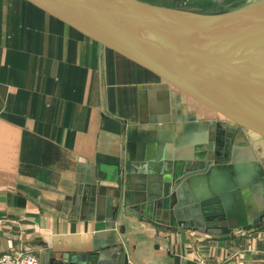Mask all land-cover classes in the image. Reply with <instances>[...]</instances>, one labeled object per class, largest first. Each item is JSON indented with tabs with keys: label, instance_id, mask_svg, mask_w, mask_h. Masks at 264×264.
I'll return each mask as SVG.
<instances>
[{
	"label": "crops",
	"instance_id": "crops-1",
	"mask_svg": "<svg viewBox=\"0 0 264 264\" xmlns=\"http://www.w3.org/2000/svg\"><path fill=\"white\" fill-rule=\"evenodd\" d=\"M220 122L124 57L19 0H0V255L87 264L96 246L115 244L132 264H264V209L254 192L231 233L167 229L140 212L152 174L136 164L199 168L216 132L225 133ZM218 140L221 159L228 150ZM246 140L264 170V146ZM73 192L88 196L75 203ZM96 198L102 215L110 200L114 230L96 232L104 228Z\"/></svg>",
	"mask_w": 264,
	"mask_h": 264
},
{
	"label": "water",
	"instance_id": "water-1",
	"mask_svg": "<svg viewBox=\"0 0 264 264\" xmlns=\"http://www.w3.org/2000/svg\"><path fill=\"white\" fill-rule=\"evenodd\" d=\"M19 1L147 70L221 120L225 133L216 132L211 151L200 156L201 167L183 162L171 166L169 161L136 164L138 171L152 174L149 192L140 194L142 216L167 229L185 226L205 233H231L240 228L237 223L245 215L242 200L251 193L240 191L264 181L262 169L260 178L249 182L254 173L245 165L257 164L244 141L253 139L264 146V47L254 46L264 40V1L222 15H201L141 0ZM234 19L246 22L229 26ZM252 31L256 32L241 33ZM218 138L226 141L228 150L227 156L221 150V159L216 154ZM86 193L73 192L67 199L78 203ZM254 193L264 209V192ZM94 202L96 221L104 222L96 232L114 230L107 229L115 226L110 200L104 215L98 207L101 201ZM120 248L96 246L87 264H132Z\"/></svg>",
	"mask_w": 264,
	"mask_h": 264
},
{
	"label": "rangeland",
	"instance_id": "rangeland-1",
	"mask_svg": "<svg viewBox=\"0 0 264 264\" xmlns=\"http://www.w3.org/2000/svg\"><path fill=\"white\" fill-rule=\"evenodd\" d=\"M264 0H156L159 2L160 6L187 11L192 13H197L201 15H222L229 12L241 10L247 8L256 3H260ZM229 26L231 27H239L243 25L246 21L244 19H234L231 21ZM256 31L252 32H241L245 34H254ZM255 47H264V40L254 44ZM245 141V140H244ZM247 142V141H246ZM245 142V143H246ZM251 160L256 159L253 150H251ZM260 156L264 158V149L259 150ZM264 161V160H263ZM264 164V162H262ZM250 165V171H253V175L250 176L249 182L252 180L251 178H260V171L262 168L260 165H254L252 163H248L245 166ZM255 179V180H256ZM254 180V181H255ZM240 192H264V181L253 183L250 187L245 186Z\"/></svg>",
	"mask_w": 264,
	"mask_h": 264
},
{
	"label": "built area",
	"instance_id": "built-area-1",
	"mask_svg": "<svg viewBox=\"0 0 264 264\" xmlns=\"http://www.w3.org/2000/svg\"><path fill=\"white\" fill-rule=\"evenodd\" d=\"M0 264H40L32 252H8L0 255Z\"/></svg>",
	"mask_w": 264,
	"mask_h": 264
},
{
	"label": "trees",
	"instance_id": "trees-1",
	"mask_svg": "<svg viewBox=\"0 0 264 264\" xmlns=\"http://www.w3.org/2000/svg\"><path fill=\"white\" fill-rule=\"evenodd\" d=\"M141 1L148 2V3H151V4H156V5L160 4L159 2H156V0H141Z\"/></svg>",
	"mask_w": 264,
	"mask_h": 264
}]
</instances>
